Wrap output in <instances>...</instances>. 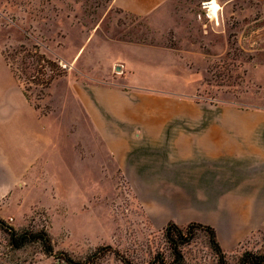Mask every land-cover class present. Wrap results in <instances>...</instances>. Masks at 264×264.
Segmentation results:
<instances>
[{"label":"rangeland","instance_id":"rangeland-1","mask_svg":"<svg viewBox=\"0 0 264 264\" xmlns=\"http://www.w3.org/2000/svg\"><path fill=\"white\" fill-rule=\"evenodd\" d=\"M111 1L0 0L3 74L1 48L19 43L39 45L65 70L45 90L27 82L28 102L59 155L41 163L28 188L22 180L23 203L5 221L18 233L46 230L54 253L75 260L109 246L94 264H159L161 256L169 264L175 258L164 230L149 224L121 171L97 146L76 92L139 84L150 72V83L159 76L160 90L264 110V0H216L218 15L210 11L216 17L208 13L209 0H172L155 18L124 13ZM15 81L23 94L24 82ZM177 248L184 261L174 264H216L202 229ZM245 252L264 254V229L228 252V263ZM56 262L39 241L13 248L0 228V264Z\"/></svg>","mask_w":264,"mask_h":264},{"label":"crops","instance_id":"crops-1","mask_svg":"<svg viewBox=\"0 0 264 264\" xmlns=\"http://www.w3.org/2000/svg\"><path fill=\"white\" fill-rule=\"evenodd\" d=\"M171 1L111 3L155 18ZM210 2L209 15L216 17ZM143 58L140 52L145 67ZM3 67L0 61V217L7 220L16 218L27 180L59 149ZM148 74L139 84L88 85L76 92L97 146L101 142L121 171L152 227L209 225L220 247L233 251L264 229V110L166 92L159 76L150 83Z\"/></svg>","mask_w":264,"mask_h":264},{"label":"trees","instance_id":"trees-1","mask_svg":"<svg viewBox=\"0 0 264 264\" xmlns=\"http://www.w3.org/2000/svg\"><path fill=\"white\" fill-rule=\"evenodd\" d=\"M1 53L5 62L10 66L15 79L19 82H24L22 92L29 102L31 94L29 93L30 88L27 86V82L36 83L45 90L56 78L65 73V70L59 66L58 62L47 56L37 44L26 45L19 43L15 46L8 45L5 48H1ZM33 106L37 107L36 104ZM0 228L9 233V241L13 248L22 247L29 241H39L48 254L55 256L56 264H94L105 251L111 249L109 246L101 247L89 254L84 260H75L66 252L54 253L50 238L44 229L29 230L26 227L22 232L18 233L1 217ZM162 229L164 230L165 238L172 245L175 258L173 262L181 263L184 261V257L177 250L178 245L187 243L194 235L196 229H202L209 235L210 246L216 255V264H229L226 257L228 252L220 247L215 237V231L211 226L197 222H190L187 225L180 226L169 222ZM114 252L120 255L119 252ZM120 258L125 263L128 262L124 257L120 256ZM159 260V264H166L162 256L159 257ZM173 262L169 264H174ZM235 264H264V254L245 252L237 259Z\"/></svg>","mask_w":264,"mask_h":264},{"label":"bare ground","instance_id":"bare-ground-1","mask_svg":"<svg viewBox=\"0 0 264 264\" xmlns=\"http://www.w3.org/2000/svg\"><path fill=\"white\" fill-rule=\"evenodd\" d=\"M210 6V11L213 13V14H216L217 11L219 10V6L215 3V1L212 0V2L208 3ZM209 13V12H208Z\"/></svg>","mask_w":264,"mask_h":264},{"label":"water","instance_id":"water-1","mask_svg":"<svg viewBox=\"0 0 264 264\" xmlns=\"http://www.w3.org/2000/svg\"><path fill=\"white\" fill-rule=\"evenodd\" d=\"M117 70H119L120 68H119V66H117V68H116Z\"/></svg>","mask_w":264,"mask_h":264}]
</instances>
